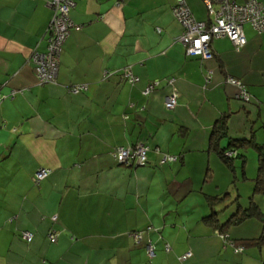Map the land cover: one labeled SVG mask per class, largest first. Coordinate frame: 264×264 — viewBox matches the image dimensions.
Segmentation results:
<instances>
[{
	"label": "crops",
	"instance_id": "0c3cea01",
	"mask_svg": "<svg viewBox=\"0 0 264 264\" xmlns=\"http://www.w3.org/2000/svg\"><path fill=\"white\" fill-rule=\"evenodd\" d=\"M51 1L0 0V264H264V249L237 254L202 221L211 214L207 196L230 190L213 180L217 171L242 182L250 157L257 176L254 150L233 172L210 144L226 114L228 137L264 144V32L246 25L245 47L219 38L214 59L201 61L176 41L178 0H74L70 18L81 29L62 47L56 83L40 85L32 56L47 51ZM184 1L197 21L208 20L203 0ZM228 79L247 86L249 104ZM77 87L86 90L71 93ZM173 93L177 107L167 110ZM135 144L148 147V164H120L115 151ZM165 155L177 160L162 164ZM42 168L49 174L37 184ZM23 231L34 234L31 243ZM227 233L253 239L261 225Z\"/></svg>",
	"mask_w": 264,
	"mask_h": 264
},
{
	"label": "built area",
	"instance_id": "2783aa9c",
	"mask_svg": "<svg viewBox=\"0 0 264 264\" xmlns=\"http://www.w3.org/2000/svg\"><path fill=\"white\" fill-rule=\"evenodd\" d=\"M208 12V20L197 21L184 0H178L174 8V16L181 24L183 32L177 38V42L184 48L186 55L202 61L212 60L214 53L212 42L219 38H227L231 41L237 51H240L246 44L247 39L244 27H251L258 33L264 32V6L257 0H248L245 4H237L234 0H203ZM53 11V18L47 30V51L45 53L35 52L32 56L35 73L40 85L54 84L57 81L58 68L62 47L69 38L73 29L79 31L81 27L75 26L70 18L71 10L75 7L74 0H52L49 3ZM124 78L134 85L137 81L130 69L124 71ZM229 84L237 88L235 97L243 102H250L251 96L242 82L236 79H228ZM158 83L151 84L145 91L146 94L155 90ZM85 87H77L71 93L84 92ZM177 95L175 93L165 98L167 110H174L177 107ZM1 100V97H0ZM148 147L144 144H136L128 148H118L114 157L120 164L143 166L147 163ZM232 156V154H229ZM177 157L165 155L162 164L175 162ZM49 174V170L42 168L36 174V183L40 184ZM52 221L57 222V217ZM133 237L137 243L143 240V233H134ZM21 238L26 243H31L34 234L29 231L22 233ZM51 243L57 241V233L52 231L49 235ZM150 258L155 255V247L149 242L146 246ZM169 251V247H166ZM188 254L181 258L186 260Z\"/></svg>",
	"mask_w": 264,
	"mask_h": 264
},
{
	"label": "trees",
	"instance_id": "16d2710c",
	"mask_svg": "<svg viewBox=\"0 0 264 264\" xmlns=\"http://www.w3.org/2000/svg\"><path fill=\"white\" fill-rule=\"evenodd\" d=\"M243 85L249 92L247 86L245 84ZM228 118L229 116L227 114L224 115L221 119H219L217 122L218 124L213 128L210 147L216 151L222 163L229 169L233 170V172L235 160L238 159L242 163H245V160L247 159L246 152L249 149L254 150L258 155L257 176L254 179L253 191L252 195H250L249 203L246 205L240 201L241 197L238 193H236V197L234 199H232L233 197H231L229 192L216 197L207 196L211 214L202 218V221L212 228L218 236L222 237L225 243L231 242L235 253L243 254L245 250L250 248H257L258 250L264 249V206L261 205V201L256 199L257 197H264V144L257 143L254 138L233 139L228 137ZM227 138H229L227 147H222L221 140ZM229 154H232V156ZM147 164L148 161L143 166H146ZM218 205H221L219 210L216 208ZM223 213H228V215L220 217ZM248 221H257L260 223L261 233L258 237L238 242L232 239L227 233L230 228L240 227Z\"/></svg>",
	"mask_w": 264,
	"mask_h": 264
},
{
	"label": "rangeland",
	"instance_id": "374dc122",
	"mask_svg": "<svg viewBox=\"0 0 264 264\" xmlns=\"http://www.w3.org/2000/svg\"><path fill=\"white\" fill-rule=\"evenodd\" d=\"M250 130H251V124H249V126H248V133H250ZM249 136L250 135H248V138H250ZM250 152H252V151H250ZM252 154L254 155V157H256L255 152H252ZM254 163H256V162H254ZM240 164H241V161H240ZM247 165H248V169H249L248 175L253 176L252 179L249 176H247L246 179H244L241 182L242 179H241L240 174H237V177H236L235 173H232V174H230V178H227V177L225 178L223 175H220V173L218 171L216 172V176L213 179V180H217L220 182H222L224 179L225 181L230 182V190H226V191L227 192H233V194L231 195V197H233L232 199H234L236 197V193L238 190H242L243 195H242L240 201L243 204L249 203L250 195H252V193L250 194V191H252V185L254 183V178H256V169L254 168V171L252 170V160L250 161V157H249ZM256 168H257V163H256ZM234 176H235V178H234ZM210 189L212 190V193H215L213 187H211ZM244 189L246 190V193L244 192ZM226 191H224L223 194L227 193ZM229 200H230V198H229ZM257 200L261 201L262 202L261 205L264 206V197H257ZM263 257H264V254H263ZM259 259H261V257H259Z\"/></svg>",
	"mask_w": 264,
	"mask_h": 264
},
{
	"label": "water",
	"instance_id": "95a60500",
	"mask_svg": "<svg viewBox=\"0 0 264 264\" xmlns=\"http://www.w3.org/2000/svg\"><path fill=\"white\" fill-rule=\"evenodd\" d=\"M142 167V166H141Z\"/></svg>",
	"mask_w": 264,
	"mask_h": 264
}]
</instances>
